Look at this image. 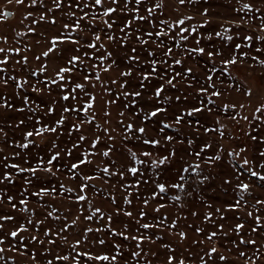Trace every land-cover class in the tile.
<instances>
[{"label":"snow or ice","instance_id":"snow-or-ice-1","mask_svg":"<svg viewBox=\"0 0 264 264\" xmlns=\"http://www.w3.org/2000/svg\"><path fill=\"white\" fill-rule=\"evenodd\" d=\"M174 2L183 6L193 4L196 0ZM8 3H13V0H8ZM14 3L24 7L25 11L19 22L21 27L13 30L11 37L0 34V110H3L0 111V121H3L0 136L3 137V143L16 149L11 159H20L26 166L9 163L10 157L2 155L0 185L14 186L15 176L23 173L28 176L23 180L18 200L7 191L0 190V205L7 203L10 208L9 212L0 213V262L18 264V256L27 258L28 264H121L122 260L128 264L123 243L113 242L109 246L105 236L113 239L122 237L123 241L134 242L135 248L129 250L128 256L136 264H140L142 256L158 258L159 251L149 249L145 252L143 248L145 242L153 244L161 239L155 236L153 240L154 232L146 234L150 230H166L178 237L181 243L188 240L185 230L177 231L180 220H187L186 216L169 220L165 215L154 218L153 222H142L148 216L145 209L150 206V201L159 200L161 194L171 192L173 194L167 199L178 204L181 209L200 204L207 210L202 216L204 226L186 225L202 239H193L183 255H178L171 243L163 244L165 259L162 264H189V260L193 264H230L228 256L220 251V242L225 239L232 246L228 251L235 248L239 258L247 257L246 264H257L264 256V244L257 247L256 239L245 237V229L252 235L264 238V198L252 193L253 178L260 182L258 187L264 188V149H259L260 145H264V98L255 103L249 114L245 113L253 107L251 103L230 101L218 104L216 98L222 97L224 93L215 83V63L210 68L207 64L220 58L222 67L219 71L222 75L226 73L229 79H233L229 68L242 66L249 59L253 62L251 67L259 65L264 68V34H242L240 31L246 24L258 20L259 32L264 33V12L261 8L237 0L240 7L232 11L251 15L242 16L239 22L230 20L228 26L221 24L220 30L205 34L204 31L198 33V28L205 29L212 23L210 19L186 27V22L193 21L194 16L182 15L171 22L160 18V13L166 7L165 0H14ZM202 3L207 6L197 9L199 15H213L212 0H202ZM13 15L9 11H0V23L7 22ZM134 23L137 25L135 28ZM57 24L60 27L49 36L47 29L55 28ZM141 24L151 25V28L145 29ZM233 28L236 30L235 35L232 34ZM30 34L34 38L32 43H24L22 38L27 39ZM190 37L193 38L191 46L187 44ZM215 39L221 41V47L214 46ZM236 39L241 43L229 45L226 51L223 45ZM133 40L135 45L128 48ZM256 41H259L260 47H254ZM41 44L45 47L30 56L29 53H33ZM253 48L254 54L250 55ZM124 49L127 51L120 55ZM176 50H182L185 59H204L206 71L202 83L193 67L176 70L175 66H182L185 62V59L176 58ZM50 57L62 61V64L52 69V75H49ZM33 60L36 67L31 66ZM114 69L118 70L117 76L105 79ZM32 78H35V83ZM196 84H199L193 96L196 103L180 108L179 105H187L189 101V94L181 92V87L192 89ZM112 86H117L116 92L112 91ZM53 87L59 90L56 99L50 102L32 99V94L37 98L45 94L51 97ZM97 87L109 98L98 96ZM9 88L13 89L11 93L6 91ZM235 90L248 101L254 96L251 87H237ZM169 92L175 95H165ZM98 100L101 102L99 109ZM59 101L66 102L61 106V114L55 121L45 122L44 117L55 114ZM69 101H76V104L67 103ZM121 102L116 120L120 131L117 132V128L111 126L110 109ZM174 105L175 111L170 112ZM25 112L32 115L26 119L15 118L14 114L22 116ZM214 112L223 113L236 126L243 121L250 131L243 132L244 143L230 149L221 143L216 151L205 155L207 150L214 147V142L202 140L197 144L201 130L203 134H213L221 139L227 136V125L219 117L212 126L202 123V115H212ZM81 113L83 118L80 117ZM69 114H75L77 122H72L67 128L70 146L61 147L59 138L65 135L62 129L68 124ZM97 119H103V127L95 123ZM29 122H33L30 130L22 131L20 141L13 140L9 144L5 127L12 130L28 129ZM149 124H153L157 136L149 135ZM185 124L193 129V133L180 139L181 126ZM93 126L95 131H92ZM86 127L92 131L94 138L90 139L85 133ZM168 129H174L177 135L166 134ZM73 134H77L74 141L71 139ZM232 139L239 141L241 137L234 136ZM249 140L258 147V157L248 155L251 150L247 143ZM102 142L105 143L104 149L98 150ZM84 143H88L89 147L81 150ZM20 150L27 151L29 155H23ZM3 152L4 149L0 148V153ZM181 152L184 154L179 155ZM95 157L103 159L96 163ZM186 157L193 158L192 162ZM225 158L229 161V169L215 171ZM257 159L260 162L255 164ZM174 164L178 166L173 170ZM257 167L261 171H257ZM61 168L70 181H77L75 187L64 183L53 185L50 181L41 182L40 173L45 178L56 177ZM165 173L169 174V178L161 181ZM129 176L133 178L132 181H128ZM217 177L224 189L222 195L228 196L227 190L231 188L232 196L225 199L222 206L214 207L209 200L219 199V196L205 199V192L207 189L216 192L213 185ZM113 178L117 179L118 184L111 183ZM98 180L103 181L108 188L97 189L93 182ZM34 181L40 183L37 185ZM141 185H151L152 191L150 196L142 198L143 207L137 214L119 206L112 189H122L125 193L122 196L123 204L131 206L133 195L141 199ZM33 187L36 190L30 191ZM133 188L136 189L135 193L129 191ZM89 191L94 195L107 192L115 212L106 213L101 207L95 206L87 195ZM250 196L254 203L249 200ZM29 197L36 199V206H31ZM57 197L66 202L63 215L60 214V208L50 202ZM37 206L44 213L42 218ZM166 207L165 203L160 202L152 211L159 214ZM230 212L243 215L235 216L237 222L226 225L223 221L228 220L226 213ZM189 214L195 218L201 216L199 211H190ZM120 215L133 220L136 225L134 234H129L132 230L127 223L123 225V230L112 227L114 216ZM97 219L100 223L92 227L91 223ZM82 220L89 222V225L70 240L67 233ZM90 238L92 244L85 248ZM192 245L199 251L193 252ZM95 246H99L101 251H93ZM247 246L255 248L253 256L240 250ZM56 248L60 251L53 253ZM7 253L15 255L9 256ZM144 264H151V261L145 260Z\"/></svg>","mask_w":264,"mask_h":264},{"label":"rangeland","instance_id":"rangeland-1","mask_svg":"<svg viewBox=\"0 0 264 264\" xmlns=\"http://www.w3.org/2000/svg\"><path fill=\"white\" fill-rule=\"evenodd\" d=\"M241 3H251L253 4V6L255 8H261L262 12H264V0H241ZM165 4L166 7L164 8V10L160 13V18L162 19H166L169 20L170 22L173 21L176 18H179L182 15H191L194 16L195 19L191 22H186L185 26L188 27L190 26V24H196L199 25L200 23L203 22L204 19H210L212 21V23L208 26H206L205 29L201 30L198 28V33L200 31H204L205 34L207 32H211L214 30H220L219 25L224 24L225 26H228V21L230 20H235L237 22L240 21L242 16H247V15H251V14H246V13H236L234 11H232L233 8H237L240 7V4L237 3V0H231V3H228V0H212V8H213V15L209 16V17H202L199 15L197 9L198 8H203L205 6H207L206 4L202 3V0H196L195 3L193 4H185L183 6H179L176 5L174 0H165ZM178 9V10H175ZM0 11H9L14 13L13 16H10L7 20V22L4 23H0V34H8L10 37L13 33V30L19 29L21 26L19 24L20 20L22 19V16L24 14L25 8L22 6H17L14 3L9 4L8 0H0ZM35 14V13H34ZM79 15V12L77 13ZM57 15L59 16L60 13H57ZM27 23V22H26ZM137 25L134 23L133 28H135ZM141 26L145 29H150L151 25H145V24H141ZM60 27V24H57V26L55 28H48L47 29V34L50 36L51 34H54L56 32V30ZM119 25L117 26L118 29ZM175 30V29H174ZM242 34H251L254 33L256 35H262L264 33H260L259 32V21L256 20L255 22H251L249 24H246L243 29L240 30ZM236 30L233 28L232 29V34L235 35ZM117 35H119V32L117 30ZM195 35V34H194ZM24 43H32L33 41V37L29 36V38L24 39L22 38ZM11 42V40H10ZM193 42V38L190 37L189 41L187 42V44L189 46H191ZM135 41L133 40L129 45L128 48H131L132 46L135 45ZM170 43V42H169ZM207 43V41L205 42ZM234 43H241V41L239 39H236L234 42H227L223 45V47L225 48V50H228L229 45H233ZM214 46L216 47H221V41L219 39H215L213 42ZM260 43L259 41H256L254 44V47H260ZM45 47L44 44H41V46L39 48H35L33 53H29V55H34L36 53H38L41 48ZM113 47V46H110ZM150 47H153L152 45H150ZM244 51H248V49H242ZM127 51V49H124L121 51L120 55H123L124 52ZM254 54V48L253 51L250 52V55ZM176 58L178 59H185L183 57V52L182 50H176ZM212 63H215L216 68H217V73L216 75V86L218 88H220L224 95L220 98H216L217 99V103L218 104H222V103H226V102H230V101H239L245 104H249L251 103L253 105L252 108H248L247 112L245 114H249L253 111V108L255 106V103L261 99L264 98V68L260 67L259 65H256L255 67H251V65L253 64V62L249 59L247 60L242 66L241 65H236V66H232L229 68V71L231 72V76L233 77V79H229L227 77V74H221L220 73V68L222 67L221 65V60L220 58H217L215 61H210L207 64V67H211ZM60 64H62V61H58L56 60L54 57H50L49 58V75H52V69L59 66ZM197 64H199V67H197ZM31 66L32 67H36V63L33 60L31 62ZM193 67L194 69V73L199 77L200 82H203V77L205 75V61L203 58H200L198 61L194 58H188L185 59V62L182 66H175L176 70H180L181 67ZM121 68H123V65H121ZM12 70V65H9V71L11 72ZM117 72L118 70L114 69L112 72H110L107 76H105V79H107L109 76L112 78H115L117 76ZM41 79H43V76L41 77ZM134 79V78H133ZM32 82L35 83V78H32ZM232 85L231 88H229V85ZM199 87V84L194 85V87L192 89H186L184 87H181V92H187L189 94V101L187 105L181 104L179 105L180 108H184V107H188L191 106L193 104L196 103V100L193 98L196 88ZM237 87H244V88H248L251 87L254 91V96L252 98L251 101H248V99L246 97L243 96L242 93L237 92L235 89ZM91 90V89H89ZM8 93H11L13 91V89L9 88L6 90ZM30 91V89H29ZM112 91L116 92L117 91V86H112ZM59 94V90L56 89L55 87H53V91H52V96L48 97L47 94H45L43 97L41 98H37L35 94H32V99L33 100H37V102H39V99H43L46 102H50V100L52 99H56L58 97ZM96 94L98 96H103L104 99H108L109 97L107 95H104L103 93H101L99 87H97L96 89ZM175 95V93H165V95ZM19 105V102H17ZM66 102L64 101H59L58 105L56 106V112L55 114L48 116V117H44L45 122H53L55 121L59 115L62 112V105H64ZM67 103H71V104H76V101H69ZM101 102L98 100L97 102V109L100 108ZM34 106V105H33ZM167 106V105H165ZM122 107V102L121 103H117L115 105L111 106V112H112V127L117 128V132L120 131V129L117 127L116 125V120L118 118L117 114L118 112L121 110ZM176 105L173 106L172 109H170L171 111H175ZM3 111V110H0ZM15 118L21 119L24 118L26 119L27 116L32 115L31 113L25 112L22 116L19 114H14ZM41 116H43V113H40ZM80 117L83 118V113L80 114ZM101 117H102V113H101ZM217 117H219L221 119V122L227 125V136L223 139L219 138L216 135L213 134H203L202 130H201V137L200 139L197 140V144L201 143L202 140H208V141H212L214 142V147L212 149H209L206 151L205 155H210L212 154L214 151H216V149L219 147V145L222 143L224 145L225 148H232L235 147L237 144H242L245 142V138L243 136V132L244 131H250L248 125L246 123H244L243 121H241V124L239 126H236L234 124V122L230 121L227 119V117L223 114V113H213L212 115H208V114H204L200 117L202 123H206L208 126H212L213 122L215 119H217ZM160 119H164V117H160ZM193 119H195V117H193ZM14 122V121H12ZM72 122H77V117L75 114H69V119H68V124L65 125V128L62 129V131L65 132V135L61 136L59 138V143L61 147H65L66 145H68V141H69V137L67 136L66 132H67V128L68 126L72 123ZM169 123H171V119L168 120ZM33 122H29V128L28 129H20V130H12V129H8L7 127H5V131L8 132V143L11 144V142L13 140L15 141H20L21 139V135H22V131L24 130H30L31 126H32ZM95 123L101 124V126L103 127V119H97V121ZM3 124V121H0V125ZM137 124H139V121H137ZM149 128V135L152 136H157V133L153 130V124H149L148 125ZM182 132L179 134V138L180 139H184L185 136H187L189 133H193V129L189 128L187 126V124L182 125ZM92 131H95V128L93 126ZM92 131H89V129L86 127L85 128V133L89 136V138H94L92 136ZM101 135H103L102 131L100 133ZM166 134L168 135H177V133L175 132L174 129H168L166 130ZM76 135L77 134H73V136L71 137V139L74 141L76 139ZM113 135H116V133H113ZM234 136H240L241 139L239 141L233 140L232 137ZM54 137H49V139H53ZM160 138V137H157ZM247 143L250 146V151L248 153V155L250 157H258V147L256 145H252L251 141H247ZM70 146V145H68ZM105 146V143L102 142L99 146H98V150H103ZM131 146V145H129ZM89 144L88 143H84L83 145V149H88ZM117 147H120V137H117ZM169 147H171V145H169ZM0 148L4 149L3 153H0V157H2V155H8L10 157L9 159V163H21L22 166H26L23 165L22 160L20 159H11L12 153L14 150L13 147H9L8 144L3 143V137L0 136ZM259 149H264V145H260ZM198 150V149H197ZM22 152L23 155H29V153L25 150H20ZM32 152H35V149H32ZM155 154V153H154ZM184 153L181 152L179 155H183ZM189 162H192L193 158L191 157H186ZM103 158L101 157H95L94 161L96 163H100L101 160ZM33 163H35V160L33 159L32 161ZM65 163L67 161H64ZM260 161L257 159L254 161L255 164H258ZM178 165H173V170L175 169V167H177ZM89 167H93V166H89ZM229 169V161L227 158H225L222 163L220 165H218L217 169L215 171H219V172H223L224 170ZM257 171H261L258 167L256 168ZM85 171H88V169H85ZM42 177V181L43 183H48L49 181L51 182V184L55 185V184H59V183H64L66 186L69 187H75L77 184V181H70L68 179L67 173L64 171L63 168H61V171L59 173H57L56 177H46L43 173L39 174ZM15 176V174H14ZM28 176L27 173H23L20 174L19 176H15V185L14 186H4V185H0V190H4L7 191L8 194L13 195L17 198V200L20 198L19 197V193L21 190V187L23 186V180ZM139 178V177H137ZM169 178V174L165 173L164 176H162L160 179L161 181L163 180H167ZM132 177L129 176L128 177V181H132ZM248 177L247 175H245V180H247ZM35 184H39L40 182H35ZM93 183H95L96 188L97 189H107L108 186L104 185L103 181H94ZM112 184H118V181L116 178H113L111 181ZM259 181L256 180L255 178L252 179V193L254 194V196L256 197H261L264 198V188L258 187L259 185ZM213 187L216 189V192H213L212 189H207L205 192V199H207L209 196H219V199H211L209 200L210 203H212L214 205V207H218V206H222L223 202L225 199H229L232 196V190L231 188H229L228 191V196H224L222 195L223 192V186H222V182L220 180L219 177L216 178V181L213 185ZM30 191H35L36 188H30ZM129 191H132L133 193L136 192V189H129ZM151 191H152V187L151 185H141L140 189H139V195L141 197V199H137L135 195H133L132 198V205L128 206V205H124L123 201H122V196L125 194L124 191L122 189H120L119 187L112 189V194H114L116 196L117 202L119 204V206L123 207V208H127L129 211H132L134 214H137L140 210L141 207H143L142 204V198L144 197H148L151 195ZM173 193L169 192L166 194H161V197L159 200H151L150 201V206L145 209L148 212V216L146 217V220L142 221V222H153L154 218L157 217H162L167 215L169 220L172 219H176L177 217H187V220L181 219L179 224H178V228L177 231H179L180 229L185 230L188 233V240L181 243L178 240V237L170 235L168 233V231L166 230H150L148 233L146 234H152L153 232L155 233V235H153V240H155V236H160L161 239L156 241L153 244H149L147 242H145V244L143 245L144 251L148 252L149 249H151L152 251H159L160 255L158 258H153L151 256H142L141 260H140V264H144L145 260H150L151 264H162V261H164L165 259V252L164 249L162 248L163 244H168L171 243V245L176 248L177 254L178 255H183L185 253V249H187L189 247V245H191V241L193 239H202V237H198L193 230L188 229L186 227L187 224H195V225H200V226H204L202 225V216H203V212L206 211L207 209L204 208L202 205L200 204H196L195 207H189L186 206L185 208L181 209L179 207L178 204H176L175 202L167 199V196L172 195ZM87 195L89 196L90 199L93 200L94 205L95 206H99L101 207L106 213H110V212H115V206H113L110 202V196L107 194V192H105L104 195H94L92 191H89L87 193ZM30 201H31V206H36V199L29 197ZM249 200L254 203V200L252 199V197H249ZM52 202L55 206L60 208V214L63 215L64 212L66 211V202L61 201V199L59 197H57V199L55 201H50ZM160 202H163L167 205L166 208L162 209L161 212L159 214L155 213L152 211V209L154 207H156V205ZM10 208L7 205V203L0 205V213H4V212H9ZM37 211L39 213L40 218L43 217L44 213L41 209H39V207L37 206ZM190 211H199L201 213L200 218H195L192 217L189 212ZM73 214H75V209H73ZM226 215L228 216V220L227 221H223V223L227 224H233L235 222H237L235 220V216L237 215H243V213H226ZM71 218V217H70ZM100 223L99 219H97L95 222L91 223L92 227H96L98 226V224ZM127 223L129 224L132 232L129 234H134L135 230H136V225L134 224L133 220H130L127 217H124L123 215L120 216H114L113 219V224L112 227L116 228L117 230H123V225ZM89 225V222L83 221L81 223H78L73 229H71L67 235L69 236V239L72 240L76 237V235L78 233H80L81 229L83 227H86ZM56 227H59V224L55 225ZM7 227L11 228V225H8ZM209 231H211L212 229L209 227L208 228ZM264 235V234H262ZM25 236H27V234H25ZM249 236H251L252 239H256L258 241L257 247H259V245L264 244V238L261 237V235H252L250 234L249 230L246 228L245 229V237L248 238ZM105 239L109 241V246L113 243V242H118V243H123L124 249H125V259L128 261V264H136V261L131 258L130 256H128V252L131 249L135 248V244L134 242L131 241H123L122 237L121 238H111L110 236H105ZM233 239H235V237L233 236ZM90 244H92V240L91 238L88 241V244H85L84 247L87 248ZM220 244L222 245L220 247V251L228 256L230 264H246V260L247 257L241 259L238 257V252L235 248H232L231 251H228V248H231L232 246L229 244L228 240H222L220 242ZM5 248L8 247L7 244L4 245ZM45 247H47V245H45ZM93 251L99 252L101 251V248L99 246H95L93 249ZM242 251H246L248 253V256H253L255 253V248H253L252 246H247V247H241ZM60 251L59 248L53 249V253ZM192 251H199V249L195 246L192 245ZM262 251H264V249H262ZM7 255L9 256H14V253H7ZM17 258V262L18 264H28L27 258L24 257H16ZM0 264H3V262H0ZM9 264H11V262H9ZM121 264H124V261H121ZM189 264H193V262L191 260H189ZM220 264H224V262H220ZM257 264H264V256H261V259L259 261H257Z\"/></svg>","mask_w":264,"mask_h":264}]
</instances>
